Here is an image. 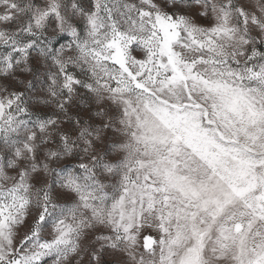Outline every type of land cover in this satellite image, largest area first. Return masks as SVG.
Masks as SVG:
<instances>
[{
  "label": "snow or ice",
  "instance_id": "snow-or-ice-1",
  "mask_svg": "<svg viewBox=\"0 0 264 264\" xmlns=\"http://www.w3.org/2000/svg\"><path fill=\"white\" fill-rule=\"evenodd\" d=\"M0 264H264V0H0Z\"/></svg>",
  "mask_w": 264,
  "mask_h": 264
}]
</instances>
